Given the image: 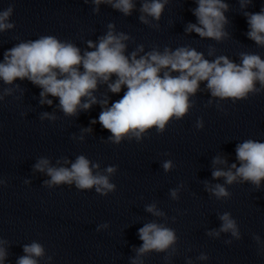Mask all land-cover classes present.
<instances>
[{
    "label": "clouds",
    "instance_id": "9594fccd",
    "mask_svg": "<svg viewBox=\"0 0 264 264\" xmlns=\"http://www.w3.org/2000/svg\"><path fill=\"white\" fill-rule=\"evenodd\" d=\"M92 2L97 6L101 3L110 4L126 16L130 15L134 8L132 0H117L115 3L113 0ZM195 2L196 7L192 9V14L197 23H189L185 31L217 41L225 38L228 35L224 30L228 18L224 13L229 10L228 4L223 0ZM166 3L167 0L163 3L160 0L145 2L141 12L159 20ZM240 3L243 8L252 3V0H240ZM95 10L98 11V7ZM11 12L12 9L9 8L0 13V31L14 27L13 24L4 22ZM244 15L248 25V39L264 46V6L259 12H245ZM140 20L148 23L144 15H141ZM108 28L109 31L99 39L98 44L87 41L88 48L95 50L85 51L83 55L73 43L61 42L51 35L21 42L4 52V62L0 63V79L6 84H12L16 79L27 78L42 89V102L51 105L52 100L44 98L48 95L58 97L62 111L69 116L76 115L78 107L88 110L92 104L98 102L92 95L98 82L107 83L109 91L114 94L120 93L122 86L126 87L121 98L114 101L110 107H107V100L102 102V111L98 117L100 125L112 134L109 139L115 144H119L130 132L139 140L141 134L153 126L162 132L170 118H182L190 107L189 94L194 95L202 81L207 82L206 87L213 97L232 98L233 102L247 98L250 92H258L259 89L255 88L256 81L264 86V60L258 54L240 53L241 63L237 64L227 56H219L214 61H209L194 48L180 47L174 52L165 49L163 54L152 51L139 59L137 53L133 52L129 59L124 55L126 45L123 43L129 37L124 33L114 34L112 24H109ZM139 51H143L142 46ZM172 73L178 75L174 76ZM113 75L116 79L109 83ZM83 97H87L88 101L81 104ZM96 122L92 121L93 124ZM198 127L202 125L198 124ZM236 157L241 164L239 167L235 163L231 165V168L236 169L235 174L231 170L225 172L216 169L212 172L213 178L225 177L226 183L232 184L239 176L259 187L264 179V143L247 140L238 144ZM226 162L219 157L213 161L215 164ZM89 163V160L81 155L71 165V169L47 167L51 180L45 183L49 186L70 185L75 181L78 189H91L96 186V191L103 195L107 194L105 190H114L115 185L109 183L107 177L92 175ZM47 165V160H41L35 167L44 171ZM163 167L168 171L172 167L171 161L165 162ZM114 171L113 167L107 168L108 173ZM209 190L217 198L229 196L228 191L220 184ZM172 196L176 198V190L172 191ZM146 210L157 216L163 215L155 210L154 205ZM220 218L224 222L220 231H230L234 237L239 238L236 223L229 214L225 213ZM138 235L143 241L136 250L138 255L152 250L164 252L176 241L172 229L156 223L145 224L138 230ZM255 239L259 241V237ZM23 251L25 255L18 258L17 264H37L33 257H41L44 254L43 247L38 243L24 245ZM6 256V250L0 248V264H3ZM206 258L201 256V259ZM133 264H136L135 260Z\"/></svg>",
    "mask_w": 264,
    "mask_h": 264
}]
</instances>
